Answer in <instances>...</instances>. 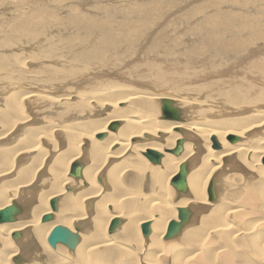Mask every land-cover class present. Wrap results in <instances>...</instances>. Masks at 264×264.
<instances>
[{"label": "bare ground", "instance_id": "obj_1", "mask_svg": "<svg viewBox=\"0 0 264 264\" xmlns=\"http://www.w3.org/2000/svg\"><path fill=\"white\" fill-rule=\"evenodd\" d=\"M207 5L213 6L214 1H208ZM149 8L157 12L159 5L156 3L154 9L151 5ZM130 9L136 11L138 7ZM139 11L140 17L134 16L131 20L120 17L112 24L109 19L90 17V33H95V37L90 38V49L77 50L80 56L73 53L78 55L77 63L71 65L73 71L64 73L66 82L41 81L45 84L35 86L38 90L32 93L29 88L26 92L13 90L16 87L13 81L8 83L7 80L6 85L1 81L5 87L0 84V210L10 205H16L19 210L14 220L0 222V264H13L12 260L14 264H264L258 259L264 255V235L256 239L257 234L264 233V168L260 163L264 155V51L250 50L252 41L261 40L264 31L254 28L255 33H261L253 34L248 29L246 34L252 36L242 37L244 33L239 36L227 28L226 40L218 39V33L211 35L212 40H207L209 47L212 44L213 49L231 55L232 61H248L245 66L239 63L242 67L238 71L225 69L223 78L209 80L214 72L208 69L153 63L157 57L154 55L157 52L151 50L155 36L150 38L147 49L145 46L136 49L140 35L152 27L155 18V12L149 17L142 9ZM37 13L39 10L29 15L24 13L21 25L27 27L25 25ZM214 17L210 13L209 18ZM229 19L230 15L223 20ZM75 21L87 30V22L82 24L83 20L78 21V18ZM207 48L203 59L215 64ZM260 48L262 50V46ZM198 49L203 50L197 45L189 47L186 60H196ZM141 52H146L147 57V53L153 52L150 57L153 60L139 59ZM26 60L17 59L21 64H26ZM82 60L90 61V75L80 72L81 64L87 62ZM222 60L218 58L219 65L225 64ZM137 64L141 67L136 73ZM224 72L223 69L218 74ZM47 81L52 82V79ZM15 83L19 85L18 81ZM67 84H72L73 88ZM31 96L42 100L39 109H31L27 99ZM72 98L74 101L70 103ZM164 98L173 100L182 122L159 119ZM117 121L120 122L117 130H108V126ZM175 128H180L181 132H176ZM13 130L15 133L11 134ZM99 133H104V137L98 139ZM146 134L152 139H144ZM229 135L239 139L230 143ZM211 136L216 137L219 149L211 148ZM180 137L185 141L178 156L164 151L172 149ZM148 149L162 154L159 164L148 162L144 156ZM20 154L25 163L15 169ZM79 160L83 162L81 176H68L70 165ZM182 162H188L189 166L188 190L177 198V192L169 183ZM228 167L232 171L249 172L243 180L246 183L240 192L239 204L224 208L217 203V198L207 203L210 178L216 180L217 173ZM45 174L49 177L43 178L49 181L48 189L43 191V187H38L41 184L30 187L36 181L41 182ZM256 175L261 178L259 181ZM8 176H13L14 180ZM36 177L38 180L34 182ZM66 187L71 190L66 192ZM57 196H60L57 200L60 206L58 203L56 210L51 211L48 201ZM185 206L193 209V222L198 219L196 223L202 230L191 223L192 230L185 233L184 227L179 237L163 242L169 222L177 220L176 209ZM238 207L237 218L246 216L243 210L247 207L259 212L254 214L260 215L256 219L257 231L252 232L249 225L229 229L231 222L226 223L225 217L239 210ZM48 213L52 218L42 221V216ZM121 215L125 222L119 218L114 232L106 233L112 218ZM146 221L150 232L144 236L148 240L142 241L141 224ZM55 225L71 232L78 227L79 232H76L80 236L76 244L60 246L56 243L55 247H49L46 239ZM194 229L207 240L217 239L216 232L224 235L225 243L217 244L214 250L211 246L203 248L204 240L196 239L198 233ZM20 231L23 237L12 240V233ZM236 232L248 243L246 247L236 243L238 250L230 242ZM56 247L63 250L57 253ZM226 247L230 249L228 252H225ZM16 257L18 262H15Z\"/></svg>", "mask_w": 264, "mask_h": 264}, {"label": "rangeland", "instance_id": "obj_2", "mask_svg": "<svg viewBox=\"0 0 264 264\" xmlns=\"http://www.w3.org/2000/svg\"><path fill=\"white\" fill-rule=\"evenodd\" d=\"M208 1H214V5L213 6L207 5ZM155 2L159 5L158 11L157 12H155L154 10L150 11L149 6L151 5L152 9H154L153 5L156 4ZM138 5L141 6V8H139ZM137 7H138V10L136 11H132L130 9V8H137ZM140 9H142L144 13H148L149 17L154 16L153 14L155 12V16H154L155 18H153L152 20L153 23L150 25L152 27H150L149 30H147L146 32L140 35V39L138 40V43H136L135 45L136 49L139 48L141 50L140 47H144V46H145L144 49H147V47H149L150 45V44L147 45L148 42L153 38V36H155L156 40H154L151 43V50L154 49L153 52L154 53L157 52L156 54H154L157 57L156 59H154L153 63L157 65L169 64L172 66H177L179 64V65H185L186 67H190L192 69H201V68L208 69L209 71L214 72L212 75H210L209 80H213V79L216 80L217 78H223V76L226 74L225 69H228L230 72L238 71L242 67V66H239L238 64L244 63L243 66H245L247 65V61H248V59H240V60L232 61L233 59L231 55H225L222 53V51L213 49L214 45L212 44L209 47L207 40L208 38L212 40L213 36L211 35H216V33H218L217 34L219 35L217 36L218 39L224 37L222 39L226 40L227 38L226 34L229 32L228 29H231V31H236L238 35L241 33L242 34L244 33V35H241L242 37L248 36L247 35L248 29L252 30L253 34L261 33L260 31H257L255 33L254 28L260 29V30L263 29L262 31H264V18H262L264 17V0H217V2L216 0H0V27H1L0 28V79H2L0 80V84L4 82V85H6L13 81L14 87L16 86L15 88H13V90L25 91V90H28L29 88V91H32L33 93V92H37L38 90L37 87H41L45 84V83H42L41 81L47 82V83L49 82V84H52V83L54 84L56 82L61 83L62 82L61 80L66 82V80H64V78L66 77V74L64 73H67L68 71H73V68H72L73 66L71 65L74 64V62L77 63L76 56L78 55L80 56L79 53L81 51L85 49H90V46H89L90 38L95 37V33L93 32L90 33V17L104 19V20L109 19L112 24L113 22H116L118 19H120V17L122 19L128 18L129 20L133 19L134 16L140 17V11H139ZM35 10H39V14L37 13L36 16H34V19H33L34 21L33 20L31 21L29 19L30 22L25 25L27 27H23L21 25L23 22H21L20 20V18H22L21 16H23L24 13H27L29 15V13ZM122 10L123 12H121ZM125 10L127 11V14ZM156 13L158 15H156ZM210 13L211 15H215L213 19L209 18ZM199 14L200 16H198ZM129 15L130 16L133 15V16L130 17ZM229 15L232 21L229 19L228 21L224 22L223 19H226ZM255 15H257V17H255ZM124 16L126 18H124ZM190 16H192V18H190ZM193 16L194 17L196 16V17L194 18ZM76 18H78V21L83 20L82 24L85 22L88 23V27L86 31L84 30V27L81 24L76 23L75 21ZM14 23L16 25H14ZM219 26L221 28L218 29ZM221 29L224 30L225 33L224 31H221ZM218 30L219 32H217ZM152 32L154 35L152 34ZM251 36L252 34L248 37H251ZM263 39H264V36L261 38V40H258L259 43L253 40L252 41L253 48H251L250 50L264 51L263 49L264 40ZM145 43L147 46L145 45ZM80 44L82 45L79 46ZM195 45H197L198 48H203V50L198 49L196 60H191V61L186 60L185 57H186L187 50L189 49V47L190 49L195 48ZM261 46H262V50L261 48L259 49V47ZM92 48H97V47H92ZM206 48H207V51H211V54L216 61L215 64L209 62V60L203 59V53L205 55ZM77 50H79L80 52ZM74 52L76 54L78 52L79 53L78 55L74 56L73 55ZM153 52L147 53L149 58L152 56ZM144 53L141 52L142 55L138 54L139 59H149ZM179 56L183 58L179 60L178 59ZM21 57L27 59L26 64H21L20 61H17V59L21 60L22 59ZM218 58H223L222 62L225 61L224 62L225 64L219 65ZM150 60H153V57L152 59L150 58ZM82 61H87V62H84L83 64H81V70L83 71L80 70V72L87 73L88 75H90V61L89 60H82ZM136 66H138L135 68V71L137 73L141 66L139 64H137ZM41 68L43 71L41 70ZM223 69L225 72L223 74H218V71H221ZM8 72H10L11 74L10 73H9L10 75L7 74ZM58 72L60 74H58ZM14 73H16L18 77ZM48 79H52V82L47 81ZM7 80H8V83L5 84ZM15 81L16 82L18 81L20 86L15 85L17 84L15 83ZM4 85L2 84L1 86L5 87ZM67 85H71L69 86V88H73L72 84H67ZM83 87L86 89V86H83ZM84 88L82 89L84 90ZM52 94H55V93H52ZM27 99H28V102L32 110L39 109L38 107L43 104L40 97L33 98L31 96L30 98H27ZM72 101H74V98L70 100V103ZM181 107L184 110V107L182 105ZM159 116H161L160 113H159ZM30 119H33L32 115L29 116V121L31 122L32 120ZM29 121L26 124H29ZM15 130H13L11 134H14ZM22 155L23 154H20V156H18L19 159ZM24 163H22V159H20L18 162L16 161L15 162L16 166H14L15 169L19 165L24 164ZM191 166L192 165H190V169H193V167L191 168ZM229 169L230 168L228 167L221 173H217V177L215 180L216 181L215 187H216V191L218 192L217 193V203H221L224 208L229 207V206H237L239 204L238 203L239 198L241 197L240 192L245 187L244 182L246 183V181H243V180H246L245 178L248 175L247 173H249V172L244 173L240 170L232 171L231 169L230 170ZM242 176H245V177H242ZM258 177L259 176L256 175L257 181L261 179L260 177L259 178ZM8 178L10 179L11 176H8ZM12 178L14 180L13 176ZM43 178L48 179L49 177L46 176L45 174V177L43 176L41 180L39 181L43 182L45 180ZM36 180H38L37 177L35 178L34 182ZM41 182L38 183V181H36V183H34V185H31L30 187H33V186L35 187L37 186V184L38 185L41 184L38 187H43V191L50 187V186H47L49 181L45 180V182H43L44 184ZM84 187L85 186H82V188ZM173 190L175 189L173 188ZM57 199L60 200V196H57ZM206 201H207V197H206ZM15 203L18 204L16 200H15ZM58 203L60 206V201H57V206H58ZM207 203L211 204L208 201ZM48 206L50 208L49 203H48ZM247 208L243 210V213L245 212L244 214L246 216L243 218L241 217L242 219L239 217H238L239 219L237 218V212L240 211V208L239 210L237 209L236 212H234L231 216L225 217L226 223L228 222L230 224L231 222V224L228 226L230 230H233V229L237 230L240 228H244V225H247V226L249 225V227L252 226L253 228L252 232H255L259 229V225L256 222L257 221L256 219H258L260 215H256V216L254 215L259 212L252 211L249 208L248 210ZM191 210L193 212V215H192V218H193L194 211L192 208ZM263 212H264V208L262 209V213ZM54 213L55 212H53V215H52L53 217H54ZM121 216H119L118 218H120L122 222L123 221L125 222L124 217L123 216L121 217ZM233 216H236V217H233ZM227 218L229 219L227 220ZM233 218H235L236 220ZM191 219H190L191 222L187 223L184 226L185 230L183 232L187 233L188 231L192 230L191 229L192 226H190L191 223L193 225L196 224L193 227L197 228L198 230H202V227H199L196 223L198 219L196 218L197 220H195L194 222H193V219L192 220ZM253 224L256 226H254ZM134 225H136V223H134ZM197 229H194V230L197 232ZM196 232L194 233V235L196 234ZM106 233H108L107 229H106ZM197 233L198 234L196 235L198 238L196 237V239H199V240L202 239L200 241L204 240V242L202 243H204L205 245L201 243L203 248L207 246H211V249L214 250L213 247L216 246L217 244L225 243L224 235L218 234L217 232H216L217 239L210 237L208 240L205 238H201V233L199 231ZM179 235L177 236L179 237ZM263 235L264 233L257 234L256 239L260 240V237H262ZM241 236H242L241 234L236 232L234 233V237L232 236L230 240V242L235 246L236 250H238L237 246L246 247L245 244H248L245 239L240 238ZM21 237H23V235L20 236V238ZM140 237L141 239H143L142 241L148 240V238L142 236V234ZM10 238H11V235H10ZM11 239L17 240L19 238L17 239L11 238ZM238 240L240 241V243H238L239 242ZM162 241L165 242L166 240L164 241L162 239ZM241 241H242V244H241ZM178 242L180 243L179 240ZM46 243L49 247H52L48 244L47 239H46ZM58 244L62 246L63 243H57V245ZM57 247H56L57 253L63 250V247H61V250L58 249ZM181 247H187V246H181ZM212 250L210 251V253L212 252ZM229 250L230 249L226 247L225 252H228ZM144 254L146 255V251ZM145 255H142L143 258L145 257ZM258 259H259V262L260 260L261 262H264V255L262 256L261 259L260 258ZM22 262L24 261H21V263ZM12 263L14 264L13 260H12Z\"/></svg>", "mask_w": 264, "mask_h": 264}, {"label": "water", "instance_id": "obj_3", "mask_svg": "<svg viewBox=\"0 0 264 264\" xmlns=\"http://www.w3.org/2000/svg\"><path fill=\"white\" fill-rule=\"evenodd\" d=\"M160 114L159 117L160 120H166V121H174V122H182V116L180 115V110L175 107L173 100L164 98L161 100V108H160ZM120 122H113L108 126V130L116 131L119 127ZM176 132H181L180 128H175ZM98 139L104 137V133H99L96 135ZM144 139L151 140L152 137L148 136L147 134L144 136ZM239 138L235 135H229L227 137V140L230 143H234ZM185 141V138L180 137L175 141V144L172 149L167 150L164 149L165 152H169L170 154L174 156H178L182 151V145ZM211 148L214 150H217L220 148V144L217 141L215 136H211ZM144 156L148 158V160L153 163L154 165H157L160 163V160L162 158V154L156 150L148 149L146 152H144ZM261 163L264 168V155L261 158ZM83 162L82 161H75L70 165L68 176L73 178H79L81 176V168H82ZM189 172V166L188 162H182L178 166L177 172L173 175V177L170 179V185L175 189V192H177V198L180 197L181 194L185 195L188 190L187 185V175ZM98 180H100L98 178ZM66 192L70 191V187L65 188ZM207 194V201L210 203H213L217 198V191L215 187V178H210L209 183L207 185L206 189ZM57 197H54L49 200L50 210L55 211L57 208ZM19 208L16 205H10L7 206L5 209L0 210V222H9L14 220L15 214L18 212ZM177 220H171L166 228V231L163 235V240H169L174 238L175 236L179 235L181 230L184 228V226L190 222V219L192 218L193 212L191 210L190 206L185 207H178L177 209ZM52 218L51 214H45L42 216V221H48ZM120 223L119 218H113L107 228L108 233L114 232V230L117 228L118 224ZM74 229L79 232L78 227H74ZM149 223L143 222L141 224V231L142 235L146 236L149 234ZM77 232H71L68 228L63 227L61 225H55L53 229L50 231L47 242L50 246L54 247L56 243H63L68 245L69 243H75L78 241V233ZM21 236V232H13L12 238H19ZM19 259L16 257L15 262H18Z\"/></svg>", "mask_w": 264, "mask_h": 264}]
</instances>
